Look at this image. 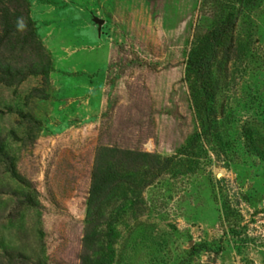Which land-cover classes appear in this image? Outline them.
<instances>
[{
	"label": "rangeland",
	"instance_id": "1",
	"mask_svg": "<svg viewBox=\"0 0 264 264\" xmlns=\"http://www.w3.org/2000/svg\"><path fill=\"white\" fill-rule=\"evenodd\" d=\"M1 3L23 27L0 28V68L13 73L0 77V264H81L106 149L173 160L128 194L126 213L117 197L104 207L113 264H264V0ZM230 13L213 69L219 132L195 138L187 62Z\"/></svg>",
	"mask_w": 264,
	"mask_h": 264
},
{
	"label": "trees",
	"instance_id": "2",
	"mask_svg": "<svg viewBox=\"0 0 264 264\" xmlns=\"http://www.w3.org/2000/svg\"><path fill=\"white\" fill-rule=\"evenodd\" d=\"M259 0H235L241 6L253 8L258 5ZM0 0V28L3 30L4 37L10 35H20L22 32V20L17 12L6 8ZM29 25L32 28L26 36L27 40L35 38V31L31 21ZM235 19L233 14L218 23L205 37L191 50L187 62V79L190 84L195 112L200 123L201 133L196 134L195 138L203 135L209 137L212 133H218L216 129L217 118H215L212 104L215 102L214 86V64L222 45L228 37H232L235 28ZM231 35V36H230ZM34 40V39H33ZM49 74V68L42 72ZM0 77L5 81L13 77L12 71L0 68ZM201 134V136L199 135ZM194 138V141L196 142ZM198 139V140H199ZM249 139V136H247ZM187 151V150H185ZM114 159L117 163L112 166ZM147 160H150L147 162ZM172 159L161 161L155 156L121 151L117 149H106L99 153L93 169L90 195L87 205V216L84 237V254L81 264H113L115 260L114 246L117 239V221L111 220L105 233V226L101 224L102 211L110 201L116 197L121 201L119 213L124 214L125 205L128 204V194L131 192L137 194L153 181L157 175L167 171ZM153 178V179H152ZM149 179H152L149 181ZM100 246V255L92 260L91 251Z\"/></svg>",
	"mask_w": 264,
	"mask_h": 264
}]
</instances>
